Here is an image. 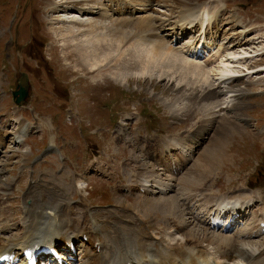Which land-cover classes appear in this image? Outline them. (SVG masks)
Masks as SVG:
<instances>
[{
    "label": "rangeland",
    "instance_id": "obj_1",
    "mask_svg": "<svg viewBox=\"0 0 264 264\" xmlns=\"http://www.w3.org/2000/svg\"><path fill=\"white\" fill-rule=\"evenodd\" d=\"M52 2L54 0H0V136L4 140V144L0 148V187L7 186L8 183L3 184L5 182L15 180L13 182L15 185L7 190L8 194L4 196L5 199H2L4 203L6 202L4 206L9 209V213L11 210L15 212L13 217H10L13 219L8 220L10 225L16 223L14 227L19 228L18 224L24 213H22V207L24 194L27 192L25 189L34 180H37L38 184L33 185L30 189L31 195H34L30 197L31 200L39 195L37 193H41V188L47 190L53 188L58 192L63 190V193L67 190V196L71 199L72 206L70 212L75 213L76 217H79V214L83 212L88 213L87 209L90 212L97 209L99 211L115 210L116 198H121L120 200L124 201L126 199L124 197L130 195L128 186L132 184V181L128 174L132 167L138 165L143 171L148 172L147 174L158 175L164 181L169 175L168 171H165L167 168L160 169L165 164L159 166L152 163L153 160H148L144 150L140 151V148H144V141H155L157 144L168 146V156L170 157V152H172L171 157L174 159L179 158L180 155L186 157L184 166L182 164L178 166V169L181 170L178 180L177 174L170 176V178L172 177L171 183L174 181L173 190L163 195L158 194V196L139 191L138 195H130L132 199L129 198L128 203L124 201L123 204L126 207L133 204L130 205V208L127 207L129 210L123 209V211L117 210L116 212L117 216H121L123 212L130 213L126 215L127 219L124 218L130 222L136 220L138 218L136 214L139 213V216L149 221L150 224L147 225L149 229L155 230V226L159 227L160 229L156 231L160 232L154 236L162 238L163 242L152 238L150 240L158 241L164 246H172L173 241L177 240L173 239L171 243L166 242L171 241L173 237L176 239L181 237L174 231L173 234L172 232L169 234L163 230L164 227L171 229L169 221L157 212L161 210L154 202L158 198L167 196L175 198V190L179 194L185 192L184 185L180 181L182 176H201L202 185L205 186L204 192L208 189L209 181L212 182L210 187L213 186L210 191L216 194L226 188L232 189L225 194H233L236 191L240 194H243L241 192L249 193V191L259 192L257 196L256 194L249 196H256L257 203L262 200L260 204H257V208L264 204L262 193L260 190L254 189L258 185L264 187V133L260 131L262 128L264 129V69L255 76L253 73L258 71L251 72L258 67H264V55L259 53L250 58L238 59L242 68L239 76H247H242L239 80L236 78L237 81L234 82L245 87L242 91L247 93L238 99L232 96L234 104L221 107L223 98H225L223 95L228 93L229 89L222 95H213L211 99V87L201 84L200 86L204 90L200 89L198 86L200 82L193 75H186V78L183 79L184 71L177 70L178 66L177 69L172 68L178 65L173 60L156 62L151 66L144 65L146 61L143 55L140 57L141 50H136L133 47L136 44L129 38L122 36L120 43L114 41L109 45L105 42L86 44L81 42L77 36L62 37L59 30L52 28L57 26V24H53L55 19L53 21L52 18L53 16L55 18L67 16H64L62 12L52 15L53 13L48 7L52 5ZM154 3L157 4L156 2L150 3L152 8H161ZM195 5L199 7L195 8L192 13L195 14L198 10H209L213 14L215 25L218 24V13L221 9L223 18L235 14L234 17L238 21L232 17L226 21L229 20L232 26H238L236 27L238 32L246 27L250 33L249 37L254 38V47L264 45V0H192L191 5L180 7L174 4L169 9H162L168 11L169 15L166 14L165 20L154 22L153 35H160L158 30L160 26L165 25L169 16V22H173L178 19L177 14L182 8H187L190 11V7ZM220 7L222 8L215 11ZM89 17H94V15H79V17H74L75 21L72 23L77 25ZM135 17H128L120 13L111 16L112 19L119 20ZM172 24L175 25V23ZM230 24H226L224 21L219 24L222 33L226 32L223 37H220L223 40L219 42L227 41L230 38V30H235L230 27ZM227 27H230V30ZM164 28L165 26L161 27V30ZM85 30L86 28L83 29V31ZM135 32H127L128 37L133 36ZM161 32L162 34L167 33L166 30ZM176 32L180 33V30L176 29ZM244 33L242 38L245 36ZM194 35L190 32L184 33L176 46H182L187 41L194 39L196 37ZM161 36L166 37V35ZM234 37L235 44L239 46L240 39L236 35ZM166 39L169 41L167 37ZM122 45L125 48L124 54L118 64H115L114 60ZM243 48L249 49L248 47ZM237 50L239 52L240 48ZM96 54L102 55V61L98 66L104 70L102 78H100L101 73L98 70L90 68L91 71H88L86 65L87 56L90 55L91 60ZM234 55L240 56L239 53ZM208 56L209 59H213V52L205 53L204 51L202 56L196 60L204 62ZM249 63L250 67L255 65L254 68L250 69ZM115 67H126L130 74L126 76L125 80H121L115 74ZM245 67L248 68L247 71ZM146 69H149L150 73H154L153 76H148L146 73L144 76L135 75ZM95 72L98 74H94ZM22 77H25L24 86L27 94L24 101L17 105L12 91L17 89L16 85L20 83ZM214 90L219 91L218 88ZM216 100L218 101L217 107ZM19 107L23 108L21 111L23 118L17 109ZM233 115H237L238 118H233ZM15 117L22 118L21 121L17 122L16 120L19 126L14 122ZM35 117H38V126L31 128V132L22 136L25 140L17 144L18 139L16 134H13L14 131H18L20 123L28 125L26 120L36 122ZM228 123L232 125L228 126ZM50 134H52L51 138ZM167 135L176 136L179 140L188 139V135H190L189 139L192 135H201L203 139L196 150L194 149L193 152L188 150L185 155V153H180L177 148L179 146L174 148L175 144L163 141ZM133 138L137 142H130ZM155 142H152L148 149L153 150ZM183 142L186 144L184 150L193 149L195 146L190 142L193 145L188 147V142ZM216 144L220 145L223 160L218 164V168L213 170L214 167L211 163L205 165L202 160L208 155L206 150ZM156 154L164 156L158 152ZM134 156L138 157L140 161L131 162V157ZM166 159H163L164 163ZM173 163H177V161L172 159ZM166 165L168 167L170 164ZM209 169L211 170L209 171ZM64 170L65 173L62 174ZM70 173L75 174L81 180L76 183V186L74 177L72 175V178L67 177ZM115 175H118L121 182L110 180ZM216 180L218 182L214 186L213 182L215 183ZM59 184L62 186L60 190ZM70 186L74 193L72 197L69 193L71 188L67 189ZM85 186L86 188H84ZM193 186L195 187L197 184L194 183ZM11 192L12 194L9 196ZM53 194L54 190L50 197ZM150 195L154 196L149 197ZM207 195L217 197L210 193ZM41 196L45 197L46 194L43 192ZM136 196L147 197L140 201L141 207L137 204L139 200L134 198ZM148 198L154 199L146 202ZM178 209H180L179 204ZM184 217L187 216L184 215ZM86 218L90 220L89 216ZM200 218L205 222L209 221L206 217ZM247 218L243 220L238 218L240 223L229 232L216 228H209L207 231L209 235L224 234L233 238L234 232L239 229L244 231L239 234L245 235L246 229L251 227L249 214ZM144 222L146 223L145 220ZM191 227L190 225L185 230L192 232ZM198 230L196 237L204 235L209 238L205 232ZM15 232L13 229L0 233L2 237L0 238L6 240L20 237L24 229L22 227V232L17 233V237ZM142 232L143 230H141ZM262 234L258 235V238L254 236L250 240L255 241L258 245L262 244L264 232ZM246 242L245 239L242 241L244 244ZM77 244H75L76 247ZM244 244L242 246H247ZM90 249L91 246H87V250ZM75 252L76 259H80L83 252L80 253L78 248ZM228 252L226 251V253ZM222 254L225 255V252ZM234 261L238 260L235 258L225 260V262Z\"/></svg>",
    "mask_w": 264,
    "mask_h": 264
},
{
    "label": "bare ground",
    "instance_id": "obj_2",
    "mask_svg": "<svg viewBox=\"0 0 264 264\" xmlns=\"http://www.w3.org/2000/svg\"><path fill=\"white\" fill-rule=\"evenodd\" d=\"M151 2H156L157 4L154 3V5H158L161 8L155 9L154 6V8H152L150 6ZM51 4L52 5H49L48 7L51 9V12L53 13L52 15L62 12L64 13V16H67L63 18H55L53 16L52 18L53 21L55 19L53 24H57V26H53L52 28L59 30L62 37L67 36L72 38L77 36L81 42L86 44L105 42L109 45L113 44L114 41L120 43L122 41V36L124 38H129V40H132L136 44V46L133 47H135L136 50H141L140 57L143 55L146 61L144 65L151 66L156 62L160 63L165 60H173L178 65L174 66V63V65H172L174 67L172 68L177 69L178 66L177 70L184 71L183 79L186 78V75H193L196 76L197 81L200 82L198 83L200 89L204 90L202 86H200L201 84L211 87L212 91H210V98L213 95H222L224 91L229 89V92L223 95L225 98H223L221 107H228L234 104V99H231L232 96H235L234 98L238 99L241 98V95L247 93L246 91L245 93L242 91L245 87L238 85V83L235 84L234 82L239 80L242 76H247H239L242 72V68L241 62L238 61V59L243 57L250 58L264 52V45L254 47V38L249 37L250 33L246 30V27H243L242 29L239 28L240 30L238 32L236 31V27L238 26H232L229 23V20L226 21V19H229L230 17L238 21V19L234 17L235 14L223 18V14H221L222 7L215 9V11L221 9L218 13L217 25L214 24L213 14L209 10H198L193 14L192 12L195 8L199 7L196 6V4L195 6L190 7V11L187 8H182L177 14L178 19L173 22H169V16L167 22L164 23L165 28L161 30V27L164 26H160V29L158 30L160 35H153L152 30H155L153 28L154 22L156 21L158 23L160 20H165L166 14L167 16L169 15L167 13L168 11L162 10L163 8L169 9L171 6H174V4L177 5V7L189 6L192 4V0H54ZM119 13L128 17H135L138 13L139 15L135 18H126L124 20L111 18L112 15ZM79 15H94V17H89L85 19L84 22H80L77 25L72 23L75 21L74 17H79ZM120 16L122 17V15ZM222 21L226 24H230V27L235 28V30H230V27H227L231 33L229 35L230 38L225 42H219L223 40L220 37H223L226 34L225 31L222 33L219 26L220 23L222 24ZM172 23H175V25ZM85 28L86 30L83 31ZM176 29H179L180 33H177ZM164 30L167 31L166 34H162L161 31ZM133 31H136L135 34L128 37L127 32ZM197 31L198 33H196ZM187 32L194 33L196 37L187 41L182 46H176V43L181 39V36ZM243 33L245 36L242 38L241 36ZM161 35H166L169 41L165 36ZM234 35L240 39L239 46L235 44L236 40ZM248 42L250 43L248 44ZM243 47H248L249 49L246 50ZM239 48L240 51L238 52L237 49ZM124 49L125 48L122 45L120 52H118L116 55L117 57L114 60L115 64H118L120 61V58L124 54ZM234 50L237 51L234 52ZM204 51L205 53L213 52L214 58L209 59L210 57L208 56L206 61L198 62L196 59L199 58ZM235 53H239L240 56L234 55ZM89 57L90 55L86 58V65L89 69L88 71H91V69L98 70L101 73L100 78H102L104 70H102V67H98L99 63L102 61V55L96 54L91 60ZM253 66L251 67L254 68ZM115 68V74L119 76L121 80H125L126 76L130 74V71L126 67ZM245 69L246 71L248 70L246 67ZM263 69L264 67H258L251 72L258 71L257 73H253L255 76ZM96 73L97 72L94 74ZM144 73L148 76H153L154 74L150 73L149 69H146L145 71L142 70L141 72H137L135 75L144 76ZM236 78L238 79L236 80ZM233 85H236V87H233ZM217 88L219 91L214 90ZM217 106L218 101L216 100V107ZM232 117L238 118L237 115H233ZM242 119L245 118L242 117ZM228 124V126L232 125L230 123ZM233 126L238 127L236 124H233ZM29 128H31L29 125H23V123H20L18 131L25 134ZM201 138L202 136L196 140L192 138V141H190L195 145L194 149L199 145V139ZM172 140L174 139H171L170 141ZM3 141V138L0 136V146L4 144ZM130 142L135 143L137 141H134L133 138ZM152 142L155 141H144V148H140V151L144 150V154L148 160L152 159L153 162H156L158 165L165 164L163 168H167L166 171L169 172V175H167L165 180L162 181L160 178H157L158 175H149L147 174L148 172L143 171L138 165V168L137 166L132 167L128 174L131 176L130 180L132 181V184L128 186V191L131 193L130 195H133V191H143V193L148 192L150 194L161 195L169 193L170 190L174 189L172 188L174 181L172 180L173 182L171 183L170 179L172 177L170 178V176L172 174H177V180L179 178L178 175L180 170L178 169V166H180L181 163L177 162L172 164V158L168 156L167 152L168 146H163L162 144H157L155 142V148H153V150L148 149ZM212 146L211 149L213 156L211 157V149H207L206 153L208 155L203 158L202 162L205 165L211 163L214 170L218 168V164L223 160V155H221L220 152V145L216 144L215 146ZM156 152H158V154H164V156H157ZM163 159H166L165 163ZM135 160L137 162L140 161L136 156L131 157V162H136ZM167 163L170 164L168 167L166 165ZM210 170L211 169H209V171ZM71 175L74 177V182L78 183L81 181L80 178L72 173L68 174L67 177L72 178ZM62 176L64 177L65 175ZM110 180L121 182L118 179V175L112 176ZM180 181L184 185L185 192L179 194L175 190V198L167 196L158 198L154 202L161 210H158L157 212L164 219L166 218L169 221V227L171 229L164 227L163 230H166L169 234H171V232L173 234L174 231V233L181 235V237L177 239L173 237L171 238V241L166 242L171 243L173 239L177 240L173 241L172 246H164L159 243L158 241L163 242V239H157L152 232L160 228L154 225L155 230L149 229L147 227V225L150 224L148 223L149 221L139 216L140 214L137 211L136 213L139 214H136L138 218L133 222L124 219H127L126 215L130 213L123 212L121 213V216H117V210L123 211V209H128L130 208V205H133L130 204L127 208L123 204L124 201L128 203V201L132 199V196L130 195H126L124 201H121V198H116L117 203L115 210L99 211L98 209H94L95 211H89L88 213L83 212L79 214V217H76L75 214L70 213L71 199L67 196L68 191L66 189L63 193V190L58 192L53 188L48 190L41 188V193H37L39 195H36L34 199L31 200L30 197H33L34 195H31L30 189L32 186H30L24 197L30 195L24 199V205L22 207L24 213L21 222L24 232L20 237L8 240L1 239L2 237L0 236V257H6L5 259L11 260V264H20L19 262L26 259V257L23 258V255L26 253H31V255H42L47 251L51 252L59 249L60 254L55 255L56 260L61 259L62 262L67 261L69 258L76 260L72 248H76L74 243L79 241L78 245L79 248H82L81 251H83V257L77 263L75 262L76 264H199L201 261H204V264H264V242L258 245L255 241L253 242V240H250L254 236H257L258 238V235L264 232V204L261 205V207H256V196L259 192L249 191V193L241 192L243 194H240L236 193V191L233 194L227 193L219 195L210 191L213 187H210V183H212L211 181H209V185L207 183L208 189L206 192L203 191L205 186L202 185L201 176H182ZM192 182L196 183L197 186L194 187V183ZM217 182V180L215 183L213 182V185L216 186ZM135 183H137V185H135ZM10 184L11 181L7 186L0 187V226L1 230L3 229L4 231L12 226L7 224L8 220L13 219L10 217H13V214L15 213L12 210L8 215L3 213L4 206L2 205L6 202L4 203L1 201V198ZM61 187L62 186L59 184V190L62 189ZM70 188L71 186L67 187V189ZM118 188L120 189L121 187ZM149 188L155 189L150 190ZM52 190H54V194L50 197ZM43 192L46 194L45 197L41 196ZM260 192L263 195L262 197H264V190L261 189ZM69 193L72 197L74 194L72 188ZM209 193L217 197L207 195ZM253 194H256V196H249ZM134 198L139 200V203H135L141 207L140 201L142 198L147 197L136 196ZM152 199L154 198H148L146 202H150ZM178 204L180 209H178ZM226 205L233 207L229 210L228 214L223 218L221 217L223 223L232 218L228 226H224L226 223L219 225L212 224L210 219L208 222L201 220L200 217H206V219H208L213 210L218 209L219 211L220 206L226 208ZM76 206H78V204H76ZM47 209L48 212H46ZM234 213H238L236 215L237 217H233ZM249 213H251L253 221L251 222V228L246 229L245 235L239 234L240 232H244L243 230H237L236 233L234 232L235 235H232L233 238L224 234L209 235V232L207 231L209 228H221L222 231L230 230L236 224L238 218H246ZM184 215L187 217L185 218ZM8 216L10 217L8 218ZM87 216L90 217V220L86 218ZM190 225L192 226V232H187L185 229ZM198 229L205 232V235L209 238H206L204 235L201 237L199 236L200 238L196 237L197 232L199 231ZM141 230H143L142 233ZM151 238L158 241L150 240ZM244 239L247 241L245 244L242 243ZM86 244L91 246V248L94 247L95 250H87ZM242 244H247V246H242ZM97 247L98 252H96ZM226 251L229 252L226 253ZM222 252H225V255L222 254ZM232 258H235L238 261L225 262L226 259L229 260ZM5 259L0 260L5 261ZM1 264H3V262Z\"/></svg>",
    "mask_w": 264,
    "mask_h": 264
},
{
    "label": "water",
    "instance_id": "obj_3",
    "mask_svg": "<svg viewBox=\"0 0 264 264\" xmlns=\"http://www.w3.org/2000/svg\"><path fill=\"white\" fill-rule=\"evenodd\" d=\"M19 94V96L17 97V101H21L23 99V97L26 95V90L23 86H21V88L14 93V95Z\"/></svg>",
    "mask_w": 264,
    "mask_h": 264
},
{
    "label": "snow or ice",
    "instance_id": "obj_4",
    "mask_svg": "<svg viewBox=\"0 0 264 264\" xmlns=\"http://www.w3.org/2000/svg\"><path fill=\"white\" fill-rule=\"evenodd\" d=\"M6 257H0V259H5Z\"/></svg>",
    "mask_w": 264,
    "mask_h": 264
}]
</instances>
